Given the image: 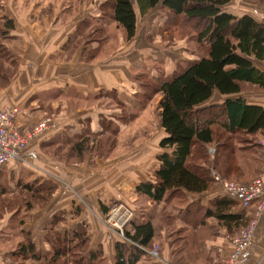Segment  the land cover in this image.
I'll use <instances>...</instances> for the list:
<instances>
[{"label": "crops", "instance_id": "obj_1", "mask_svg": "<svg viewBox=\"0 0 264 264\" xmlns=\"http://www.w3.org/2000/svg\"><path fill=\"white\" fill-rule=\"evenodd\" d=\"M113 5V0H0V19L12 20L14 25L10 31L4 25L0 29L7 32L3 38L9 58L6 64L13 65L15 71L5 86L0 84V110L20 109L16 127L23 134L45 118L54 122V128L31 142L27 149V153L36 157L34 170L15 161L0 166V204L4 200L17 201L20 177H25L28 183L38 180L44 186H56L48 202L22 197L19 204L11 206L13 211H7L0 218V264H40L14 256L17 246L31 240L37 254L49 253L65 244L70 234L80 227L88 234L87 252L101 249L108 263L113 264L115 244L120 238L105 226V215L114 203H128L137 211L140 200L147 199L136 188L141 183L154 182L159 168L157 158L163 152L160 142L166 133L161 118L156 115L158 106L151 103L142 110L141 100L153 90L149 92L150 88L136 81V77L147 78L149 73L165 78L173 75L153 72L155 65H164L165 57L148 52L152 36L147 35L148 39L140 45L137 35L144 21L145 32L165 35L166 46L174 47L183 41L173 44L166 41L167 11L160 5L144 17H138L137 35L132 41L125 42L117 33L116 42L112 37L101 50L98 42L89 43L88 33L99 20L111 19ZM134 6L137 9L135 2ZM261 12L262 17L257 13L251 17L264 23V9ZM108 29L114 31L115 24L110 23ZM111 43L114 49L110 51ZM254 65L264 72V62L254 61ZM215 94L224 98L216 104L228 99L217 91ZM242 94L233 97H242ZM248 106L264 109V89L248 88ZM147 113L156 118L154 134L143 143L133 145L127 153L111 156L105 150L94 149L80 163L66 160L65 153L71 143L80 137L100 134L107 127L116 128L112 137L118 143H130V137L124 140L120 137L127 128L137 127L136 132L144 128L145 124L142 127L137 121L139 118L143 121ZM248 140L252 142L248 145H258L248 146L245 173L234 175L235 169L245 161L231 160L233 145L219 154V170L227 178L248 182L261 173L264 132L248 135ZM230 167L231 172L227 170ZM226 197L216 183L204 193L186 194L188 205L197 204L198 208H211ZM28 203L32 209L25 211ZM239 210H243L240 204ZM61 213L65 216L57 219L56 215ZM218 233L215 239H206V251L216 249L213 263L225 264L232 251L231 236L223 229ZM162 250L168 261L169 250L165 247ZM167 261L164 264H170ZM246 264H264V214L257 224Z\"/></svg>", "mask_w": 264, "mask_h": 264}, {"label": "trees", "instance_id": "obj_2", "mask_svg": "<svg viewBox=\"0 0 264 264\" xmlns=\"http://www.w3.org/2000/svg\"><path fill=\"white\" fill-rule=\"evenodd\" d=\"M113 1L111 19L99 20V24H94L88 33L89 43L98 42L101 50L112 37L116 42L117 33L122 35L125 42L132 41L137 35L138 17H144L160 5L167 11L166 41L168 43L186 41L203 48V54L199 59L184 62L180 70L170 78L158 77L151 73L147 74V78L136 77V81H141L143 85L153 84L155 87L150 95H146L141 100L142 110L150 106L157 95H161L159 112L156 115L161 118L166 133V137L160 142L163 152L157 158L159 168L154 182L141 183L136 188V192L149 199L158 209L161 208L159 222L161 227L165 228L163 225H166V222L176 220L175 212L177 216H182L185 210L188 214L191 211L189 208L191 205H188L186 199L187 193L201 194L209 191L215 183L214 173L222 179L229 180L227 175L219 170V154L223 153L222 146L228 148L233 145L231 160L245 161L244 165L235 169L234 175L245 173L244 171L248 169V149H250L248 146L256 147L258 144L248 145L252 144L250 140L248 142L241 140L232 144V140L238 134L254 135L264 132V109L248 106L245 98L233 96L243 93L247 86L264 89V72L254 65V61L264 62V23L258 22L249 15L237 16L226 11L224 7L231 0ZM110 23L115 24L113 34L99 37L105 31H111L108 29ZM0 25H4L8 31L14 29L13 21L7 18L0 19ZM184 26L189 27L192 35L188 30L180 29ZM6 33L1 30L0 37L5 38ZM110 45L111 51L114 49V43ZM3 47L0 48V54H3L4 59H9ZM190 52L195 53L193 49L192 51L190 49ZM6 65L10 68L0 66V84L3 86L9 82L10 76L15 72L13 65ZM216 91L228 99L221 104L207 105ZM151 114L144 115V120L146 121L147 117L149 120L144 128L130 137L131 139L128 140L130 143L120 144L119 141L109 139L104 143L102 138L107 133L112 137L117 132L116 128L107 127L100 134L80 137L71 143L65 153L66 160L80 163L94 149L98 152L105 150L111 156L127 153L133 145L143 143L154 134L156 118ZM217 123L221 124L231 136L223 140L224 143L219 142L214 150L208 151V147L215 143L213 126ZM227 170L231 172L232 167ZM20 178V193L17 201L9 203L2 201L0 218L7 211H13L14 208L11 206L19 204L22 197L46 203L56 191V186L53 184L44 186L38 180L28 183L25 177ZM31 209V203L24 208L25 211ZM251 209L239 210V202L229 197L217 201L211 208H197L192 214L201 216L195 219L193 225L194 238L191 234L174 238L170 244L173 261L170 259L166 261L170 264H190V262L214 264V257L211 254L204 257L203 245L206 237L202 231L219 228L230 235H235L252 221L254 212ZM168 210L173 214L167 215ZM136 212L134 210L130 225L125 230V239L116 241V256L113 264H154L149 252L153 249L157 238L156 214L150 212L140 217ZM56 216L60 219L65 215L61 213ZM208 221H213L215 227L207 226ZM22 224L23 222L20 221L21 227ZM185 225L186 233L190 223L186 222ZM22 232L25 233L23 230ZM218 234L217 232L209 238L215 239ZM70 235L65 244L45 254H37L35 245L29 240L26 244L17 246L14 256L23 260L32 259L40 264H109L101 249L87 252L89 238L86 229L80 227ZM161 238L164 239V236ZM162 246L163 241L159 244L160 255ZM195 250L197 255H192V252L196 253ZM161 256L164 259L163 252Z\"/></svg>", "mask_w": 264, "mask_h": 264}, {"label": "built area", "instance_id": "obj_3", "mask_svg": "<svg viewBox=\"0 0 264 264\" xmlns=\"http://www.w3.org/2000/svg\"><path fill=\"white\" fill-rule=\"evenodd\" d=\"M20 115L18 107H5L0 110V166L9 162H18L29 169H35L36 157L27 153L31 142L45 132L54 128L51 118H45L36 124L31 131L23 134L16 127ZM215 183L220 186L222 192L230 199L239 202L244 210L253 209V219L237 235L229 238L232 251L225 264H246L249 260L250 248L254 241L257 224L264 214V166L261 173L248 182H237L222 179L214 173ZM134 216V210L123 204L114 203L105 215L104 223L110 233L120 239H125V230L129 227ZM159 264L161 260L160 247L153 245L149 252Z\"/></svg>", "mask_w": 264, "mask_h": 264}, {"label": "rangeland", "instance_id": "obj_4", "mask_svg": "<svg viewBox=\"0 0 264 264\" xmlns=\"http://www.w3.org/2000/svg\"><path fill=\"white\" fill-rule=\"evenodd\" d=\"M264 9V0H231L230 3L224 7V9L228 12H236L239 15H243V14H248L250 16L255 15L256 13L258 14V16L262 17L263 15L261 14V10ZM159 19V18H158ZM157 19V20H158ZM162 19V18H161ZM142 21V26L139 28V33L137 35L138 39L137 41H140V45L143 44V42H141L142 40H146L148 38H146L147 35L152 36V43L148 44V52H151L152 55H161L163 54V56L165 57V63L164 65L159 64V65H155L154 66V70L153 72L157 73V74H161L162 72L165 74H169V75H174V73H176L177 71L180 70L181 65L187 62H192L195 61L197 59H199V56H201V54H203V48L197 45H194V43H188V42H180L178 45L174 46V47H169L166 46L167 43H165V41L163 40L165 35H162L161 33H150V32H145V22ZM141 24V23H140ZM188 26H184L180 29H183V31H187L189 32V34H191L192 32L189 30V27L187 29ZM144 28V30H143ZM1 32V29H0ZM154 32V31H153ZM113 34V31H108V32H104L103 34H100L99 37H104V36H111ZM192 35V34H191ZM168 38V37H167ZM166 38V40H167ZM3 46V38L0 37V48H2ZM4 48V47H3ZM187 48V50H186ZM190 49L192 51V49L194 50L195 53H191ZM3 50V49H2ZM3 54H0V66H4V68H10L9 66L6 65V61H8V59H4V57H2ZM171 55H173V57L171 58ZM182 61V62H181ZM12 70V69H10ZM148 84V82H147ZM150 90H148L149 92L155 88L153 84L147 85ZM147 86L145 87L147 89ZM244 94H242V97L245 98V100L248 102V86L245 87V90L243 92ZM161 98V95H157L153 101H152V105L158 106L159 105V100ZM222 100H224V98L218 96L217 94H215L211 100L209 102H207V105L210 104H216L217 102H222ZM148 117L146 119V121L141 118L138 119V123H140V125L143 127L144 124L146 125V123L148 122ZM137 124V123H135ZM135 126V125H134ZM213 130L215 133V143L213 145H210L208 147V151H210L211 149H215L218 146V143L221 142L220 144L224 143L223 140H225L226 138H229L231 136V134L227 133L221 126V124L217 123L215 126H213ZM136 131H138V128L135 127L134 128H127L125 129V132L123 133V135L120 137V139L124 138H129L132 135H134L136 133ZM112 136V135H111ZM109 140H115L113 137H109V133H107V135L105 137L102 138V141H108ZM245 141L248 142V135H244V134H238L234 136V140H232V144H235L238 141ZM254 140V139H253ZM258 140V139H255ZM246 144V143H245ZM105 147V146H104ZM222 150L224 152H227V148H224L222 146ZM230 156H232V154H230ZM206 169L208 167H205ZM34 170V169H32ZM229 181H237V182H243V180L237 179V178H231L229 179ZM123 204L125 207L130 208L132 210V205L128 204V203H121ZM1 206V205H0ZM112 206V205H111ZM110 206V207H111ZM198 205L195 204V206L193 207H189L190 208V212L189 214L186 212L184 207V215L182 216H177V213H174V218L176 220H173L172 222H166V225L164 224L163 226L165 228L161 227L160 224V210L161 208H157L155 207V205H149L147 199H141L139 202V208L136 212V214H138L140 217L141 215H146L149 214L150 212H154L156 214V219H155V223H156V231H157V238L155 240V242L157 241V243L154 244H159L163 241V246L162 249L165 247L169 250V258L171 261H173L172 257V249L170 248V244H172L171 242L174 240V238H181L186 236L187 234H191L192 236H195V231H193V225L195 224V219L199 218L201 215L196 216L194 215V213L192 214L193 211H195L198 207ZM157 208V209H156ZM110 210V208H109ZM108 210V212H109ZM107 212V214H108ZM167 215H172L173 212L170 210L166 211ZM137 216H135L136 218ZM188 222L190 223V225L187 227V232L185 233L184 230H186L185 228V223ZM214 222L213 221H208V225L207 226H211V228L215 227L214 226ZM184 231V232H182ZM220 229L219 228H213L212 230H208V229H204L205 233V237L206 239L209 238V236H213L214 234H217V232H219ZM181 232V233H180ZM239 233V231H237L235 233V235H237ZM203 235V234H201ZM230 235V234H229ZM235 235H230L231 237H234ZM164 236V239H162L161 237ZM193 236V238H194ZM230 237V238H231ZM160 240V241H159ZM206 242V241H205ZM153 244V245H154ZM158 244V245H159ZM204 257L206 258V256H209L210 254L214 257L216 256V249H211L210 252L206 251L207 245H205L204 243ZM175 248V247H174ZM161 249V253L163 252V250ZM194 249L198 250L196 247H194ZM195 250V254L192 252V255H197V251ZM154 264H157L156 260H153ZM166 261V259L162 258L161 256V260L159 262V264H164V262ZM199 261V260H197ZM190 264H194L191 263Z\"/></svg>", "mask_w": 264, "mask_h": 264}]
</instances>
